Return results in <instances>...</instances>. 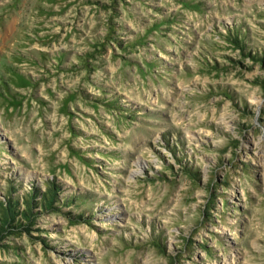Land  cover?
I'll return each instance as SVG.
<instances>
[{
	"label": "rangeland",
	"instance_id": "rangeland-1",
	"mask_svg": "<svg viewBox=\"0 0 264 264\" xmlns=\"http://www.w3.org/2000/svg\"><path fill=\"white\" fill-rule=\"evenodd\" d=\"M30 190L0 264H264V0H0V205Z\"/></svg>",
	"mask_w": 264,
	"mask_h": 264
},
{
	"label": "trees",
	"instance_id": "trees-1",
	"mask_svg": "<svg viewBox=\"0 0 264 264\" xmlns=\"http://www.w3.org/2000/svg\"><path fill=\"white\" fill-rule=\"evenodd\" d=\"M52 195L56 193V187L53 188ZM15 188L13 189V191ZM47 192V191H46ZM46 192H43V196L40 200H34L35 199V193L34 191L30 190L27 193L23 194V200L20 202L19 196L18 195H13L10 192L8 193V199L7 202H1L0 205V228L4 227V221L6 219H12L13 215L15 216L18 213H21L23 215L27 214V211L31 209V206H33V201L34 203H39L41 204V207L47 208L48 206V200L49 198L47 197ZM54 197V196H53ZM48 199V200H47ZM23 204V205H22ZM35 205V204H34ZM1 231V230H0Z\"/></svg>",
	"mask_w": 264,
	"mask_h": 264
}]
</instances>
